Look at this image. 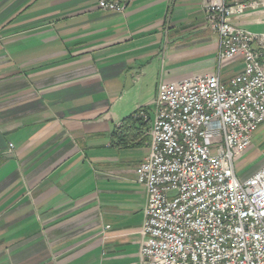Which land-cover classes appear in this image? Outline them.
Instances as JSON below:
<instances>
[{"label":"crops","instance_id":"0c3cea01","mask_svg":"<svg viewBox=\"0 0 264 264\" xmlns=\"http://www.w3.org/2000/svg\"><path fill=\"white\" fill-rule=\"evenodd\" d=\"M203 3L0 0V264H140L135 171L158 85L242 69L219 66ZM261 18L236 22L259 32ZM138 108L147 120L115 140Z\"/></svg>","mask_w":264,"mask_h":264},{"label":"built area","instance_id":"2783aa9c","mask_svg":"<svg viewBox=\"0 0 264 264\" xmlns=\"http://www.w3.org/2000/svg\"><path fill=\"white\" fill-rule=\"evenodd\" d=\"M96 1L123 13L133 0ZM203 9L219 66L242 69L158 85L149 152L135 171L146 193L140 264H264V165L236 174L264 123V0H204ZM257 11L262 31L237 24Z\"/></svg>","mask_w":264,"mask_h":264},{"label":"rangeland","instance_id":"374dc122","mask_svg":"<svg viewBox=\"0 0 264 264\" xmlns=\"http://www.w3.org/2000/svg\"><path fill=\"white\" fill-rule=\"evenodd\" d=\"M264 165V123L257 126L250 148L236 161V174L240 180L251 176Z\"/></svg>","mask_w":264,"mask_h":264},{"label":"trees","instance_id":"16d2710c","mask_svg":"<svg viewBox=\"0 0 264 264\" xmlns=\"http://www.w3.org/2000/svg\"><path fill=\"white\" fill-rule=\"evenodd\" d=\"M143 122L144 119L143 117H140L139 115H137V112L135 111L132 115H130L129 117H126L125 119H123V121L119 124V126L117 127V131L114 132L113 134V138L115 140H117V138L119 137V134L124 131V126L129 123V125H131L132 123L135 122ZM121 131V132H120ZM119 139V138H118Z\"/></svg>","mask_w":264,"mask_h":264}]
</instances>
